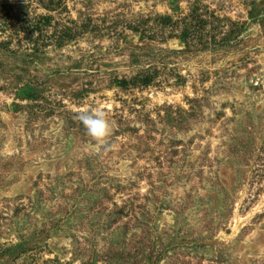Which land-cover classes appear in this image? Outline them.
<instances>
[{"label": "rangeland", "instance_id": "obj_1", "mask_svg": "<svg viewBox=\"0 0 264 264\" xmlns=\"http://www.w3.org/2000/svg\"><path fill=\"white\" fill-rule=\"evenodd\" d=\"M0 264H264V0H0Z\"/></svg>", "mask_w": 264, "mask_h": 264}, {"label": "clouds", "instance_id": "obj_2", "mask_svg": "<svg viewBox=\"0 0 264 264\" xmlns=\"http://www.w3.org/2000/svg\"><path fill=\"white\" fill-rule=\"evenodd\" d=\"M74 118L83 125L86 134L96 142L97 151L106 146L113 129L105 107L82 105Z\"/></svg>", "mask_w": 264, "mask_h": 264}]
</instances>
